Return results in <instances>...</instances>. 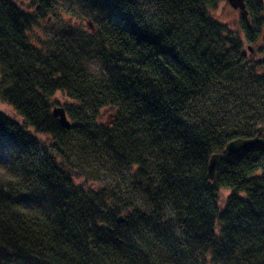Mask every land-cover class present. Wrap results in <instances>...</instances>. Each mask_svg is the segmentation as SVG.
I'll use <instances>...</instances> for the list:
<instances>
[{
    "label": "trees",
    "instance_id": "obj_1",
    "mask_svg": "<svg viewBox=\"0 0 264 264\" xmlns=\"http://www.w3.org/2000/svg\"><path fill=\"white\" fill-rule=\"evenodd\" d=\"M223 1L0 0V100L18 117L0 111V264H264V131L207 178L264 127V61L243 48L264 40V5L246 0L233 31L212 16ZM228 101L238 117L204 115ZM105 163L128 196L78 181Z\"/></svg>",
    "mask_w": 264,
    "mask_h": 264
},
{
    "label": "rangeland",
    "instance_id": "obj_2",
    "mask_svg": "<svg viewBox=\"0 0 264 264\" xmlns=\"http://www.w3.org/2000/svg\"><path fill=\"white\" fill-rule=\"evenodd\" d=\"M264 5V0H261ZM212 16L217 19L218 21L222 22L223 24H226L229 29L231 30H236L240 26V13L239 11L233 9L226 1H223L218 10L212 13ZM70 19L67 18L66 15H63L60 20L55 19L51 20L49 23H43L41 22L39 26L35 28L34 31L30 33V36L32 39L35 41L41 40V38H44L48 36L50 31L52 30H57L62 24V21L67 23ZM78 24L77 22H75ZM80 24L83 26L85 29H89V23L88 21H83L80 22ZM263 38L261 37L260 39H257L255 42L252 44L246 43V41L243 44L244 52L250 59H254L256 61H264V43H263ZM250 47V49H249ZM53 99L57 101V106L63 107L64 103H67L68 100L66 97H64L61 94H56ZM225 110L223 111L222 109L217 110L215 107H210L211 110H206L205 107L204 110L206 111L204 115H207L206 117L211 120V121H216L223 119L224 122L226 120H232L235 117H238L239 114H237V108L235 103L233 101H228ZM0 111L8 114L9 116H12L16 119V114L12 110V108L0 100ZM111 118L110 112L109 111H104L102 112L101 115V120L102 121H107ZM68 119L71 120V118L68 116ZM72 122V120H71ZM73 123V122H72ZM46 150H51L54 151V148L51 145V141L43 136L41 137V146L38 147L37 155L39 159H44L46 155ZM96 167V166H94ZM82 172H76V176L79 182H86L88 185L92 186H101L105 188H109L113 190L116 194H119L120 196L126 195L128 196L130 194V187H131V182L128 174L116 167H113L110 164H103L102 167L99 166L101 169L97 174H91L92 169H89L86 167ZM228 195L227 191H221L220 192V198L221 201H223L226 196Z\"/></svg>",
    "mask_w": 264,
    "mask_h": 264
},
{
    "label": "water",
    "instance_id": "obj_3",
    "mask_svg": "<svg viewBox=\"0 0 264 264\" xmlns=\"http://www.w3.org/2000/svg\"><path fill=\"white\" fill-rule=\"evenodd\" d=\"M226 1L233 9L239 11L241 15L247 16V6L246 0H224ZM89 23V22H88ZM89 26L92 27V24L89 23ZM250 49V47H249ZM52 115L58 120V124L63 129L71 128V121L68 119L66 110L61 106H55L52 109ZM264 131V127L259 126L256 130V135L253 138H237L228 142L221 153H216L210 156L207 170V178L210 182H214L216 177V170L219 163L225 157H231L242 151H247L259 146L262 143L261 135ZM123 222V217L119 216L118 223Z\"/></svg>",
    "mask_w": 264,
    "mask_h": 264
}]
</instances>
